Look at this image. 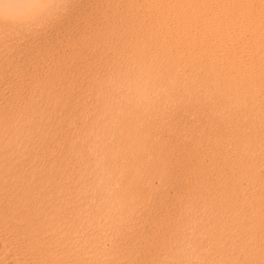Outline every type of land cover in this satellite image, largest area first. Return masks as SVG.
Segmentation results:
<instances>
[{
  "label": "bare ground",
  "instance_id": "obj_1",
  "mask_svg": "<svg viewBox=\"0 0 264 264\" xmlns=\"http://www.w3.org/2000/svg\"><path fill=\"white\" fill-rule=\"evenodd\" d=\"M41 2L0 22V264H264V0Z\"/></svg>",
  "mask_w": 264,
  "mask_h": 264
},
{
  "label": "clouds",
  "instance_id": "obj_2",
  "mask_svg": "<svg viewBox=\"0 0 264 264\" xmlns=\"http://www.w3.org/2000/svg\"><path fill=\"white\" fill-rule=\"evenodd\" d=\"M7 0H0V22L25 26L30 25L38 20L42 15H44L47 10L51 7L48 4L42 3L41 0H29L28 13L26 18H18L9 14L7 8Z\"/></svg>",
  "mask_w": 264,
  "mask_h": 264
},
{
  "label": "rangeland",
  "instance_id": "obj_3",
  "mask_svg": "<svg viewBox=\"0 0 264 264\" xmlns=\"http://www.w3.org/2000/svg\"><path fill=\"white\" fill-rule=\"evenodd\" d=\"M75 25H77V23H76ZM28 56H29V57H31L30 55H27V57H28ZM27 57L25 58V59H26V64H27L28 66H31V65H32V62H33V60H31V59H32V57H31V58H29L30 60H29ZM27 59H28V60H27ZM46 60H47V58H46ZM27 61H28V62H30V61H31V62H30V63H28ZM46 62H47V61H46ZM10 77H15V76L11 75ZM13 89H15V88L13 87ZM0 96H1V97H2V96H5V92H4V94H0Z\"/></svg>",
  "mask_w": 264,
  "mask_h": 264
}]
</instances>
